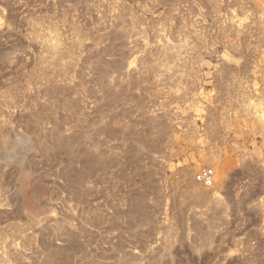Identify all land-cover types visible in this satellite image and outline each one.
<instances>
[{"label":"rangeland","instance_id":"374dc122","mask_svg":"<svg viewBox=\"0 0 264 264\" xmlns=\"http://www.w3.org/2000/svg\"><path fill=\"white\" fill-rule=\"evenodd\" d=\"M0 264H264V0H0Z\"/></svg>","mask_w":264,"mask_h":264},{"label":"built area","instance_id":"2783aa9c","mask_svg":"<svg viewBox=\"0 0 264 264\" xmlns=\"http://www.w3.org/2000/svg\"><path fill=\"white\" fill-rule=\"evenodd\" d=\"M213 177V169L205 168L197 173L196 181L204 186H211L213 184Z\"/></svg>","mask_w":264,"mask_h":264},{"label":"crops","instance_id":"0c3cea01","mask_svg":"<svg viewBox=\"0 0 264 264\" xmlns=\"http://www.w3.org/2000/svg\"><path fill=\"white\" fill-rule=\"evenodd\" d=\"M221 163H222V162L219 163V162H217V161L214 162V164L216 165V167H218V169H219L220 167H222V164H221ZM212 169H214V168L212 167ZM213 171H214V174H215V169H214ZM214 178H215V175H214L213 179H214ZM189 187L192 188V189L194 190V192H196V193L198 192V188H197V187H194V186H192V185H190ZM198 193H199V196L197 197V194H196V196H195L194 198L197 197V199H202L203 196H204L203 193H202V192H198ZM200 193L202 194V196H200V195H201ZM202 200H203V199H202ZM202 200H201V201H202Z\"/></svg>","mask_w":264,"mask_h":264},{"label":"bare ground","instance_id":"6f19581e","mask_svg":"<svg viewBox=\"0 0 264 264\" xmlns=\"http://www.w3.org/2000/svg\"><path fill=\"white\" fill-rule=\"evenodd\" d=\"M187 190H188V189H187ZM188 192H189V191H188ZM191 192H192V191H191ZM200 194H201V193H200ZM198 196H199V193H198ZM198 196H197V197H198ZM200 196H202V194H201ZM197 197H196V198H197ZM203 197H204V196H203Z\"/></svg>","mask_w":264,"mask_h":264}]
</instances>
